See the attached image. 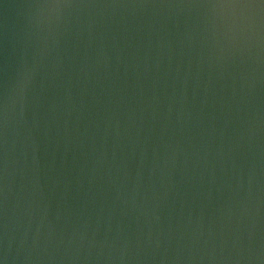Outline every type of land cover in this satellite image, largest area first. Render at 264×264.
Listing matches in <instances>:
<instances>
[{
  "label": "water",
  "instance_id": "1",
  "mask_svg": "<svg viewBox=\"0 0 264 264\" xmlns=\"http://www.w3.org/2000/svg\"><path fill=\"white\" fill-rule=\"evenodd\" d=\"M0 264H264V0H0Z\"/></svg>",
  "mask_w": 264,
  "mask_h": 264
}]
</instances>
